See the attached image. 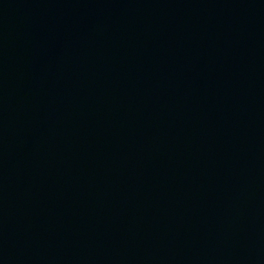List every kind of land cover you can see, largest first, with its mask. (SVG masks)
<instances>
[{
    "label": "water",
    "instance_id": "95a60500",
    "mask_svg": "<svg viewBox=\"0 0 264 264\" xmlns=\"http://www.w3.org/2000/svg\"><path fill=\"white\" fill-rule=\"evenodd\" d=\"M0 264H264V0H0Z\"/></svg>",
    "mask_w": 264,
    "mask_h": 264
}]
</instances>
